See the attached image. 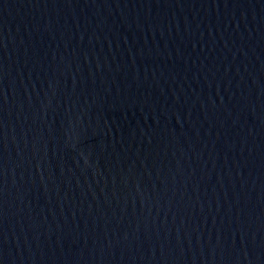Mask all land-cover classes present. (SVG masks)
<instances>
[{
	"label": "water",
	"instance_id": "obj_1",
	"mask_svg": "<svg viewBox=\"0 0 264 264\" xmlns=\"http://www.w3.org/2000/svg\"><path fill=\"white\" fill-rule=\"evenodd\" d=\"M0 264H264V0H0Z\"/></svg>",
	"mask_w": 264,
	"mask_h": 264
}]
</instances>
